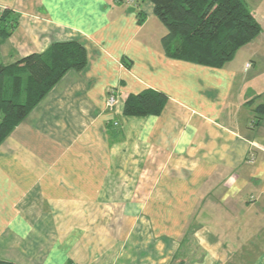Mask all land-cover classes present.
Here are the masks:
<instances>
[{
	"label": "crops",
	"instance_id": "1",
	"mask_svg": "<svg viewBox=\"0 0 264 264\" xmlns=\"http://www.w3.org/2000/svg\"><path fill=\"white\" fill-rule=\"evenodd\" d=\"M141 2L0 0L19 17L1 63L72 41L88 58L0 145V260L264 264L263 27L203 66L166 54ZM146 89L163 112L125 115Z\"/></svg>",
	"mask_w": 264,
	"mask_h": 264
},
{
	"label": "trees",
	"instance_id": "2",
	"mask_svg": "<svg viewBox=\"0 0 264 264\" xmlns=\"http://www.w3.org/2000/svg\"><path fill=\"white\" fill-rule=\"evenodd\" d=\"M151 1L167 28L163 48L177 60L221 68L262 31L244 0ZM18 23V15L5 9L0 14V39L9 38ZM87 63V51L77 41L53 44L10 65L0 62V145L69 71H81ZM167 101L165 93L146 89L127 98L124 114L160 115ZM256 111L264 115V104ZM177 264L192 263L183 259Z\"/></svg>",
	"mask_w": 264,
	"mask_h": 264
},
{
	"label": "rangeland",
	"instance_id": "3",
	"mask_svg": "<svg viewBox=\"0 0 264 264\" xmlns=\"http://www.w3.org/2000/svg\"><path fill=\"white\" fill-rule=\"evenodd\" d=\"M245 3L248 4L251 12L256 16V18L261 22V26L263 27L264 30V20L262 19V16H264V5L258 7V4H256L255 0H244ZM142 6L145 10H150L149 12L150 14V21L148 26L153 29L155 34H160V37L164 34L167 33V28L163 25V23L157 18L156 15L152 14V9H153V2L151 0H142ZM264 3V1H263ZM246 4V5H247ZM154 12V11H153ZM110 106V105H109ZM251 258V257H250ZM249 257L244 256V257H238L236 256L230 264H235V260H237L236 262H240L237 264H248V260H250ZM257 258V257H256Z\"/></svg>",
	"mask_w": 264,
	"mask_h": 264
},
{
	"label": "built area",
	"instance_id": "4",
	"mask_svg": "<svg viewBox=\"0 0 264 264\" xmlns=\"http://www.w3.org/2000/svg\"><path fill=\"white\" fill-rule=\"evenodd\" d=\"M131 1H133V0H131ZM248 66H249V64H248ZM115 102H116V98L114 96H111L110 99H109V101H108V104L110 106H113L115 104ZM253 160L254 159L252 158L251 161L253 162Z\"/></svg>",
	"mask_w": 264,
	"mask_h": 264
}]
</instances>
